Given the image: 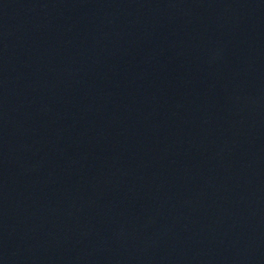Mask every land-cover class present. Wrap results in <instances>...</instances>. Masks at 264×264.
Instances as JSON below:
<instances>
[{"label": "water", "instance_id": "obj_1", "mask_svg": "<svg viewBox=\"0 0 264 264\" xmlns=\"http://www.w3.org/2000/svg\"><path fill=\"white\" fill-rule=\"evenodd\" d=\"M0 264H264V0H0Z\"/></svg>", "mask_w": 264, "mask_h": 264}]
</instances>
